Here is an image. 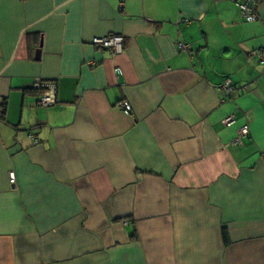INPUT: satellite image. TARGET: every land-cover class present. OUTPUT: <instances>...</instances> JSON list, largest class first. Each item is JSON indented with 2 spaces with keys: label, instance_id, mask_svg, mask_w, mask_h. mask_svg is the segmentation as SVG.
I'll return each instance as SVG.
<instances>
[{
  "label": "crops",
  "instance_id": "0c3cea01",
  "mask_svg": "<svg viewBox=\"0 0 264 264\" xmlns=\"http://www.w3.org/2000/svg\"><path fill=\"white\" fill-rule=\"evenodd\" d=\"M257 15L0 0V264H264V0ZM114 34L115 56L92 44ZM36 78L58 104H36ZM226 78L247 89L223 99Z\"/></svg>",
  "mask_w": 264,
  "mask_h": 264
},
{
  "label": "built area",
  "instance_id": "2783aa9c",
  "mask_svg": "<svg viewBox=\"0 0 264 264\" xmlns=\"http://www.w3.org/2000/svg\"><path fill=\"white\" fill-rule=\"evenodd\" d=\"M261 0H233V3L238 7L242 18L247 22H252L258 19L257 7ZM92 44L106 49L110 52L111 56H115L121 53L124 49V38L121 35H108L104 37H96L92 39ZM179 49L186 50L187 45L178 44ZM255 58L257 64L264 69V48H260L255 51ZM33 90L37 93L36 104L40 107H48L58 104L56 98V86L52 81H45L41 78H36L32 84ZM217 91L224 94V98H231L240 91H245L247 86H235L232 84L229 78H226L217 87ZM117 107L125 114L131 112L129 103L125 100H121L117 103ZM234 122V115L231 114L224 118L223 125L229 126ZM249 134V127L247 124H243L237 131V135L230 142L233 146H240L243 143V139ZM30 139L33 142H38L36 136L29 134ZM10 184H14L15 176L13 172L8 175Z\"/></svg>",
  "mask_w": 264,
  "mask_h": 264
},
{
  "label": "trees",
  "instance_id": "16d2710c",
  "mask_svg": "<svg viewBox=\"0 0 264 264\" xmlns=\"http://www.w3.org/2000/svg\"><path fill=\"white\" fill-rule=\"evenodd\" d=\"M32 89H33V88H32ZM33 91L36 93L35 90H33ZM36 94H37V93H36ZM2 115H3V109H1V111H0V117H2ZM222 234H223V238H224V240L226 241V240H227V236H226V231H225V229H223Z\"/></svg>",
  "mask_w": 264,
  "mask_h": 264
}]
</instances>
